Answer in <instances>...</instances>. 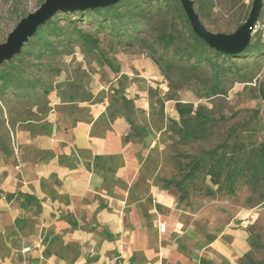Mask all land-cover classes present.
I'll list each match as a JSON object with an SVG mask.
<instances>
[{"label":"rangeland","instance_id":"374dc122","mask_svg":"<svg viewBox=\"0 0 264 264\" xmlns=\"http://www.w3.org/2000/svg\"><path fill=\"white\" fill-rule=\"evenodd\" d=\"M45 1L0 0V43ZM262 1L250 41L258 48L226 59L227 69L220 74L187 56L186 51L196 50L186 13L173 2L124 0L100 12L56 13L52 20L61 29L52 30L49 23L43 35L31 38L16 58L0 65V149L12 138L14 122L16 126L28 119L42 121L61 103L66 106L60 117L64 114L75 122L89 115V108L80 103L103 105L111 120L122 116L128 121L126 140L133 144L138 166L131 180L114 178L122 165L115 157L101 160L96 169L123 186L127 204H157L156 232L165 237L167 247L175 245L160 257L162 264H264L261 188L241 183L234 194L210 195L208 189L217 186L205 171L192 180L184 179L189 161L203 149L224 140L242 141L248 149L264 143ZM194 3L208 30L229 34L247 20L253 0ZM143 58L158 69L157 80L140 70ZM177 102L204 106L215 117L208 140H182L173 123L179 121ZM168 218L173 225H168ZM162 224L167 227L163 232ZM218 240L225 251L234 253L233 260L215 250ZM5 246L1 240L0 249ZM67 250L66 258L77 252L72 246ZM21 251H16L20 257ZM79 254L86 256L89 251ZM87 259L94 260L90 255Z\"/></svg>","mask_w":264,"mask_h":264},{"label":"crops","instance_id":"0c3cea01","mask_svg":"<svg viewBox=\"0 0 264 264\" xmlns=\"http://www.w3.org/2000/svg\"><path fill=\"white\" fill-rule=\"evenodd\" d=\"M139 64L144 75L157 80L159 71L149 58ZM63 105L42 121L12 123V138L0 149V241L8 245L0 249V264H106L113 257L115 264H162L165 250L175 245L167 247L156 232L157 204H127L123 186L96 169L101 160L115 157L122 165L114 178L131 180L138 162L126 140L128 121L111 120L103 105L80 103L89 115L72 122L60 117ZM173 223L168 218V225ZM219 241L215 250L233 260L234 253ZM26 246L31 250L20 257L16 251ZM69 246L77 252L66 258ZM85 250L93 261L79 254Z\"/></svg>","mask_w":264,"mask_h":264},{"label":"trees","instance_id":"16d2710c","mask_svg":"<svg viewBox=\"0 0 264 264\" xmlns=\"http://www.w3.org/2000/svg\"><path fill=\"white\" fill-rule=\"evenodd\" d=\"M122 1L124 0L109 6L85 10L77 9L72 11H78L79 13L86 10H89L90 12H100L105 8H115ZM161 1L168 3L173 2V5L177 10L184 11L180 0ZM70 11L71 10L58 12L65 13ZM53 17L47 20L45 24L41 25L31 38L43 35L45 33L43 29L49 23L52 30L61 29L60 25L52 20ZM185 22L188 25L189 36L194 43V50H196V52L186 51L187 56L199 62L207 63L212 69H215L217 74L226 71L227 68L224 63L226 59L240 57L243 53L251 52L258 48L249 44L244 51L238 54L223 53L209 46L203 38L195 33L187 14H185ZM31 38L29 40H31ZM44 41L45 46L49 47L50 42L47 41L46 38ZM207 51L210 52V54L204 56ZM17 56L18 54L11 59L16 58ZM176 110L179 114V121L174 120L173 123L176 124L175 129L181 136L182 140L206 141L212 136L211 127L216 119L206 107L200 105L195 108L192 103L177 102ZM202 171H205V174L209 176L211 183L217 186L215 189H208V194L210 195H215L216 192L234 194L237 191L239 184L248 183L253 188H261V196H264V143L258 148L252 147L248 149L246 143L242 141L234 140L231 142L229 140H224L211 149H203L199 155L193 157L189 161L188 170L184 174V179L192 180Z\"/></svg>","mask_w":264,"mask_h":264},{"label":"water","instance_id":"95a60500","mask_svg":"<svg viewBox=\"0 0 264 264\" xmlns=\"http://www.w3.org/2000/svg\"><path fill=\"white\" fill-rule=\"evenodd\" d=\"M121 0H46L34 12L22 18L9 34L6 42L0 43V65L19 54L24 44L38 28L58 11L85 10L115 4ZM193 30L209 46L226 54H238L250 44L252 31L261 13L263 1L253 0L247 20L233 33H215L206 28L195 9L194 0H180Z\"/></svg>","mask_w":264,"mask_h":264},{"label":"built area","instance_id":"2783aa9c","mask_svg":"<svg viewBox=\"0 0 264 264\" xmlns=\"http://www.w3.org/2000/svg\"><path fill=\"white\" fill-rule=\"evenodd\" d=\"M160 230L163 232L166 230V225L165 224H162L160 225ZM31 250V247L30 246H26L22 249V252H28ZM91 252H95V248H92L91 249ZM118 257H113L109 262H107L106 264H115L116 260H117Z\"/></svg>","mask_w":264,"mask_h":264}]
</instances>
